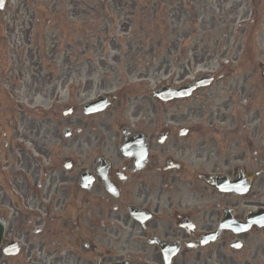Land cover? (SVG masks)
Listing matches in <instances>:
<instances>
[{
  "label": "flooded vegetation",
  "instance_id": "obj_1",
  "mask_svg": "<svg viewBox=\"0 0 264 264\" xmlns=\"http://www.w3.org/2000/svg\"><path fill=\"white\" fill-rule=\"evenodd\" d=\"M218 59L164 75L208 83L170 101L130 84L93 112L77 84L74 121L16 136L31 155L15 146L0 183V264H264V59Z\"/></svg>",
  "mask_w": 264,
  "mask_h": 264
},
{
  "label": "rangeland",
  "instance_id": "obj_2",
  "mask_svg": "<svg viewBox=\"0 0 264 264\" xmlns=\"http://www.w3.org/2000/svg\"><path fill=\"white\" fill-rule=\"evenodd\" d=\"M5 7L0 183L17 174L9 166L20 159L16 147L31 155L29 141L15 137L36 123L54 133L77 84L92 99L124 85L165 83L166 74L215 69L218 56H237L240 67L247 56L264 59V0H9Z\"/></svg>",
  "mask_w": 264,
  "mask_h": 264
},
{
  "label": "water",
  "instance_id": "obj_3",
  "mask_svg": "<svg viewBox=\"0 0 264 264\" xmlns=\"http://www.w3.org/2000/svg\"><path fill=\"white\" fill-rule=\"evenodd\" d=\"M3 1L4 0H0V7L3 8ZM185 89V88H184ZM159 94L161 95H167V96H173L171 94L173 93H176V91L173 90V92H171V90L167 89V88H163L160 92H158ZM3 234H4V224L3 222H0V244H1V240H2V237H3Z\"/></svg>",
  "mask_w": 264,
  "mask_h": 264
}]
</instances>
